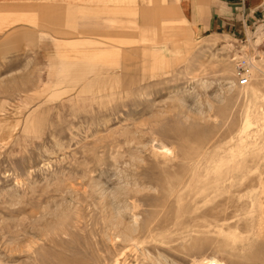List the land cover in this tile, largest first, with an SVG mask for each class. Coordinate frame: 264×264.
<instances>
[{"label": "rangeland", "instance_id": "1", "mask_svg": "<svg viewBox=\"0 0 264 264\" xmlns=\"http://www.w3.org/2000/svg\"><path fill=\"white\" fill-rule=\"evenodd\" d=\"M206 13L0 0V264H264V12Z\"/></svg>", "mask_w": 264, "mask_h": 264}, {"label": "crops", "instance_id": "2", "mask_svg": "<svg viewBox=\"0 0 264 264\" xmlns=\"http://www.w3.org/2000/svg\"><path fill=\"white\" fill-rule=\"evenodd\" d=\"M205 3L206 29L225 33L241 31L264 12V0H199Z\"/></svg>", "mask_w": 264, "mask_h": 264}, {"label": "bare ground", "instance_id": "3", "mask_svg": "<svg viewBox=\"0 0 264 264\" xmlns=\"http://www.w3.org/2000/svg\"><path fill=\"white\" fill-rule=\"evenodd\" d=\"M249 127V126H248ZM164 149V148H163ZM165 150V149H164ZM167 152V151H166ZM167 155V154H166ZM234 155V154H233ZM243 155V154H242ZM234 157V156H233ZM233 160V159H232ZM241 179H242V175L240 174L239 171L236 172H225L221 175H219L216 178V182H221L222 184H226L228 189H233L234 187H241ZM123 256V255H122ZM125 256V254H124ZM123 258V257H121ZM213 260V259H212ZM211 262L210 264H220L217 263V261H209ZM116 264H121V262H117Z\"/></svg>", "mask_w": 264, "mask_h": 264}, {"label": "built area", "instance_id": "4", "mask_svg": "<svg viewBox=\"0 0 264 264\" xmlns=\"http://www.w3.org/2000/svg\"><path fill=\"white\" fill-rule=\"evenodd\" d=\"M235 71L241 85H246L248 79V63L246 61H239L235 64Z\"/></svg>", "mask_w": 264, "mask_h": 264}]
</instances>
